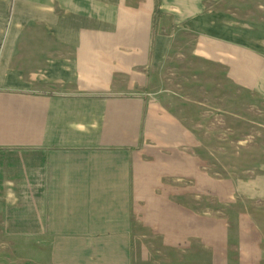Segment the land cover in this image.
Masks as SVG:
<instances>
[{
  "label": "crops",
  "instance_id": "1",
  "mask_svg": "<svg viewBox=\"0 0 264 264\" xmlns=\"http://www.w3.org/2000/svg\"><path fill=\"white\" fill-rule=\"evenodd\" d=\"M227 88L264 113V0H0V264H264L193 126Z\"/></svg>",
  "mask_w": 264,
  "mask_h": 264
},
{
  "label": "rangeland",
  "instance_id": "2",
  "mask_svg": "<svg viewBox=\"0 0 264 264\" xmlns=\"http://www.w3.org/2000/svg\"><path fill=\"white\" fill-rule=\"evenodd\" d=\"M180 78L182 80L178 81L174 75L168 76L165 83L167 85L176 83L175 79L179 83H185V76ZM195 83L190 82L193 88L196 86ZM180 92L191 98L189 103L194 106L201 101L199 98L202 96L199 91L184 88ZM233 94L227 88L225 106L220 111L209 107L208 121L205 116H195V121H198L193 126L203 137L201 149L215 175L233 178L237 185L247 191L248 185L257 188V197L252 200L246 199V193H241L243 202L237 206V209L239 211L250 209L264 230L263 106L254 97L244 92L241 96V107L234 108ZM209 99L211 102H213L212 99L215 100L212 96Z\"/></svg>",
  "mask_w": 264,
  "mask_h": 264
}]
</instances>
